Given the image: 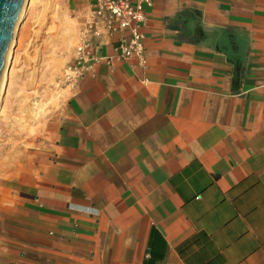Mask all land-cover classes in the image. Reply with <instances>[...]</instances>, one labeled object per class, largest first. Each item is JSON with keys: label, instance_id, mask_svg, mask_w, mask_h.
<instances>
[{"label": "crops", "instance_id": "0c3cea01", "mask_svg": "<svg viewBox=\"0 0 264 264\" xmlns=\"http://www.w3.org/2000/svg\"><path fill=\"white\" fill-rule=\"evenodd\" d=\"M142 32L2 162L0 264H264V0H153Z\"/></svg>", "mask_w": 264, "mask_h": 264}, {"label": "rangeland", "instance_id": "374dc122", "mask_svg": "<svg viewBox=\"0 0 264 264\" xmlns=\"http://www.w3.org/2000/svg\"><path fill=\"white\" fill-rule=\"evenodd\" d=\"M76 31L65 0L28 3L0 96V167L7 155L44 137L62 113L77 80L69 70Z\"/></svg>", "mask_w": 264, "mask_h": 264}, {"label": "built area", "instance_id": "2783aa9c", "mask_svg": "<svg viewBox=\"0 0 264 264\" xmlns=\"http://www.w3.org/2000/svg\"><path fill=\"white\" fill-rule=\"evenodd\" d=\"M152 5L153 0H85V4L74 11L80 32L70 72L77 78L91 66V60H97L92 50L93 40L101 37L116 36V50L122 58L137 56L145 63L142 27L147 21V8Z\"/></svg>", "mask_w": 264, "mask_h": 264}, {"label": "water", "instance_id": "95a60500", "mask_svg": "<svg viewBox=\"0 0 264 264\" xmlns=\"http://www.w3.org/2000/svg\"><path fill=\"white\" fill-rule=\"evenodd\" d=\"M28 0H0V92L4 83L7 60L14 48L22 10Z\"/></svg>", "mask_w": 264, "mask_h": 264}, {"label": "bare ground", "instance_id": "6f19581e", "mask_svg": "<svg viewBox=\"0 0 264 264\" xmlns=\"http://www.w3.org/2000/svg\"><path fill=\"white\" fill-rule=\"evenodd\" d=\"M36 0H28V2H27V4H25V6L23 7V10H22V15H21V20H22V17H23V15L25 14V10H26V7H27V5H28V3L29 2H35ZM20 26V25H19ZM19 28V27H18ZM12 50H13V48L11 47V51H10V54H9V57H8V60H7V67H6V70H7V68H8V66H9V62H10V58H11V56H12ZM16 60V59H15ZM14 61V60H13ZM6 70H5V73H6ZM5 73H4V76H5ZM3 80H4V78H3ZM5 81V80H4ZM3 87H4V83H3V86H2V89H1V92H0V96H1V93H2V91H3ZM0 100H1V97H0Z\"/></svg>", "mask_w": 264, "mask_h": 264}]
</instances>
